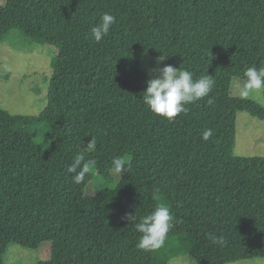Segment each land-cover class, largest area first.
Instances as JSON below:
<instances>
[{
	"label": "trees",
	"instance_id": "1",
	"mask_svg": "<svg viewBox=\"0 0 264 264\" xmlns=\"http://www.w3.org/2000/svg\"><path fill=\"white\" fill-rule=\"evenodd\" d=\"M8 1L0 43L58 55L42 114L0 108V264L12 246L47 240L41 226L62 243L40 264H168L180 243L196 264L264 259V157L235 155L237 114L264 122V107L231 94L247 67L264 65V0ZM105 12L116 23L96 42L91 28ZM161 56L215 81L209 97L173 121L144 105L137 78L143 61ZM205 129L213 130L208 141ZM92 137L85 159L96 165L76 185L65 170ZM116 156L129 158L126 173L111 171ZM98 177L117 183L89 195ZM73 195L78 201L69 204ZM161 202L173 227L159 249L139 250L141 234L122 218L139 220Z\"/></svg>",
	"mask_w": 264,
	"mask_h": 264
},
{
	"label": "rangeland",
	"instance_id": "2",
	"mask_svg": "<svg viewBox=\"0 0 264 264\" xmlns=\"http://www.w3.org/2000/svg\"><path fill=\"white\" fill-rule=\"evenodd\" d=\"M8 0H0V6H8ZM21 9L16 3L12 6ZM15 7V8H14ZM18 10V9H17ZM58 55V50L41 45H29L20 42L15 45L0 43V108L12 116L36 117L42 114L48 103V93L51 76L53 74L52 60ZM166 63H158V59H148L142 62L137 78L140 84V92L146 90V81L156 75L152 70L162 68ZM241 80L233 82L231 94L236 99L253 101L264 107V92L250 95L248 98L240 96ZM143 95V94H142ZM235 155L240 158L264 157V122L254 118L248 112L237 114V140ZM106 178L109 176L102 173ZM114 179L118 177L113 176ZM113 179V180H114ZM117 181L107 182L103 178H96L88 189L89 195H94L100 190L114 186ZM77 196L73 195L69 204L77 202ZM67 204V206L69 205ZM38 233L47 240L35 238L30 248L12 246L6 256V264H40L48 262L54 248V253L60 249L62 240L52 231L41 226ZM39 246L37 248H32ZM167 249L170 243H166ZM178 256L168 258V264H196L187 252L182 251V243L178 245ZM235 264H264V259L243 261Z\"/></svg>",
	"mask_w": 264,
	"mask_h": 264
},
{
	"label": "clouds",
	"instance_id": "3",
	"mask_svg": "<svg viewBox=\"0 0 264 264\" xmlns=\"http://www.w3.org/2000/svg\"><path fill=\"white\" fill-rule=\"evenodd\" d=\"M116 23V17L110 12L101 15L99 22L91 28L92 38L96 42L102 41L110 33L112 26ZM163 56L159 57L158 63L164 61ZM156 75L146 81V90L142 93L144 105L156 116L173 121L181 113L187 114V105L195 103L209 97L214 88L215 81L210 75L194 78V74L186 68L165 65L162 68L152 70ZM264 92V65L257 67L252 65L243 72L240 96L248 98L250 95ZM206 103L210 106L214 103L212 98H208ZM213 136L212 129H205L202 132V139L208 141ZM96 146V138L92 137L87 146L76 154L73 162L66 167V173L72 174V182L80 185L85 182L87 175L94 169L96 160L85 159V154L91 152ZM127 157L116 156L112 159L111 171L116 174L126 173ZM131 225H134L136 232L140 233L137 249L151 252L159 249L164 239L173 227V214L170 206L159 203L148 215L137 220V215L131 213L123 217ZM208 238L213 244L223 245L224 237L209 234Z\"/></svg>",
	"mask_w": 264,
	"mask_h": 264
}]
</instances>
